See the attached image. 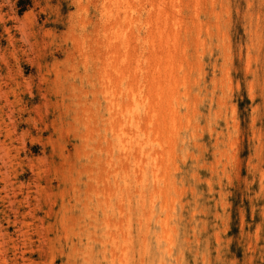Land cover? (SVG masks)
Here are the masks:
<instances>
[{
    "label": "rangeland",
    "instance_id": "rangeland-1",
    "mask_svg": "<svg viewBox=\"0 0 264 264\" xmlns=\"http://www.w3.org/2000/svg\"><path fill=\"white\" fill-rule=\"evenodd\" d=\"M174 1L0 0V264H264V0Z\"/></svg>",
    "mask_w": 264,
    "mask_h": 264
},
{
    "label": "bare ground",
    "instance_id": "bare-ground-1",
    "mask_svg": "<svg viewBox=\"0 0 264 264\" xmlns=\"http://www.w3.org/2000/svg\"><path fill=\"white\" fill-rule=\"evenodd\" d=\"M116 1H117V0H116ZM119 1H120V0H118V2H119ZM171 1H172V0H171ZM175 1H176V0H175ZM175 1H174V2H175ZM189 1H190V0H188V2H189ZM114 2H115V0H114ZM126 2H127V1H126ZM166 2H167V1H166ZM168 2H169V1H168ZM116 3H117V2H115L114 4H115V6L117 7L118 3H117V5H116ZM119 3H120V2H119ZM130 3H131V2H130ZM130 3H129V4H130ZM162 4H163V3H162ZM179 4H180V1H179ZM181 4H182V3H181ZM183 4H184V3H183ZM169 5H170V4H169ZM171 5H172V3H171ZM189 5H190V4H189ZM193 5H194V4H193ZM204 5H205V4H204ZM113 6H114V5H113ZM144 6H145V5H144ZM158 6H159V5H158ZM158 6H157V7H158ZM172 6L176 7L175 5H172ZM191 6H192V5H191ZM196 6H197V5H196ZM137 7H138V6H137ZM167 7H168V6H167ZM169 7H170V6H169ZM180 7H181V6H180ZM193 7H194V6H193ZM193 7H192V8H193ZM197 7H198V6H197ZM197 7H196V8H197ZM190 8H191V7H190ZM192 8H191V9H192ZM128 9H129V7H128ZM161 9H162V8H161ZM166 9H167V8H166ZM172 9H173V8H172ZM188 9H189V7H188ZM197 9H198V8H197ZM201 9H202V8H201ZM179 10H180V9H179ZM192 10H193V9H192ZM167 11H168V10H167ZM195 11H196V10H195ZM163 12H164V11L162 10V13H163ZM181 12H182V11H181ZM191 12H192V11H191ZM130 13H131V12H130ZM150 13H151V12H150ZM157 13H158V11H157ZM198 13H199V12H198ZM131 14H132V13H131ZM170 14H172V13H170ZM128 15H129V14H128ZM166 15H167V14H166ZM166 15H165V16H166ZM168 15H169V14H168ZM174 15H175V13H174ZM148 16H149V15H148ZM169 16H171V15H169ZM215 16H216V15H215ZM215 16H214V17H215ZM156 17H157V16H156ZM176 17H177V16H176ZM182 17H183V16H182ZM188 17H189V16H188ZM195 17H196V16H195ZM151 18H152V17H151ZM191 18H192V17H191ZM215 18H216V17H215ZM147 19H150V18L148 17ZM155 19H156V18H155ZM175 19H176V18H175ZM157 20H158V19H157ZM149 21H150V20H148V22H149ZM151 21H152V20H151ZM186 21H188V20H186ZM135 22H136V21H135ZM161 22H162V21H161ZM174 22H175V21H174ZM157 23H160V22H157ZM175 23H176V22H175ZM175 23H174V24H175ZM178 23H179V22H178ZM147 24H148V23H147ZM150 24H151V23H150ZM166 24H167V23H166ZM182 24H183V23H182ZM156 25H157V24H156ZM162 25H163V24H162ZM186 25H187V24H186ZM148 26H149V25H148ZM166 26H167V25H166ZM169 26H170V25H169ZM169 26H168V28H170ZM181 26H182V25H181ZM181 26H180V27H181ZM184 26H185V25H184ZM151 27H152V26H151ZM154 27H155V26H154ZM160 27H161V26H160ZM175 27H176V26H175ZM186 27H187V26H186ZM196 27H198V26H196ZM168 28H167V29L165 28V29L168 30ZM187 28H188V27H187ZM150 29H152V28H150ZM154 29H155V28H154ZM156 29H157V28H156ZM193 29H194V28H193ZM206 30H207V28H206ZM150 31H151V30H150ZM156 31H157V30H156ZM171 31H172V30H171ZM185 31H186V29H185ZM185 31H184V32H185ZM196 31H197V30H196ZM158 32H160V30H159ZM158 32H156V33L158 34ZM162 32H163V31H162ZM176 32H177V31H176ZM164 33H165V32H164ZM166 33H167V32H166ZM186 33H187V32H186ZM197 33H198V31H197ZM148 34H149V33H148ZM198 34H199V33H198ZM171 35H172V34H171ZM195 35H196V34H195ZM168 37H169V36H168ZM141 38H142V37H141ZM186 38H187V37H186ZM156 39H157V38H156ZM173 39H174V38H172V40H173ZM183 39H184V38H183ZM183 39H182V40H183ZM191 39H192V38H191ZM154 40H155V39H154ZM165 40H166V39H165ZM172 40H170V41L172 42ZM174 40H175V42H173V44H174V43L176 44V39H174ZM178 40H181V39H178ZM185 40H186V39H185ZM185 40H184V41H185ZM193 40H194V39H193ZM144 41H145V40H144ZM150 41H151V40H150ZM196 41H198V40H196ZM155 42H156V41H155ZM165 42H169V41H165ZM181 42H182V41H181ZM143 43H144V42H143ZM161 43H162V42H161ZM128 44H129V43H128ZM151 44H152V43H151ZM151 44H150V45H151ZM168 44H169V43H168ZM171 44H172V43H171ZM148 45H149V44H148ZM165 45H166V44H165ZM165 45H164V46H165ZM179 45H180V44H179ZM155 46H157V45H155ZM184 46H185V45H184ZM184 46H183V47H184ZM171 47H172V46H171ZM174 47H175V46H174ZM163 48H166V47H163ZM176 48H177V47H176ZM173 49H175V48H173ZM128 50H129V49H128ZM161 50H162V49H161ZM166 50H167V49H166ZM169 50H170V48H169ZM176 50H177V49H176ZM186 50H187V49H186ZM148 51H149V50H148ZM158 51H159V50H158ZM177 51H179V49H178ZM163 52H164V50H163ZM183 52H185V51H183ZM157 53H158V52H157ZM159 53H160V52H159ZM175 53H178V52H175ZM180 53H181V52H180ZM167 54H168V53H167ZM146 55H147V54H146ZM152 55H153V54H152ZM165 55H166V53H165ZM168 55H169V54H168ZM173 55H175V54H173ZM186 55H187V53H186ZM190 55H191V54H190ZM155 56H157V55H155ZM162 56H163V55H162ZM149 57H150V56H149ZM158 57H159V55H158ZM171 58H172V57H171ZM187 58H188V56H187ZM190 58H191V57H190ZM165 59H166V58H165ZM169 59H170V58H169ZM173 59H174V58H173ZM175 59H176V58H175ZM177 59H178V58H177ZM181 59H182V58H181ZM128 60H129V59H128ZM171 60H172V59H171ZM171 60H170V61H171ZM185 60H186V59H184V61H185ZM187 60H188V59H187ZM164 61H165V60H164ZM175 61H176V60H175ZM153 62H155V61H153ZM153 62H152V64H153ZM185 62H186V61H185ZM185 62H184V63H185ZM155 63H156V62H155ZM170 63H171V62H170ZM182 63H183V62H182ZM114 64H115V63H114ZM172 64H173V60H172ZM149 65H151V64H149ZM180 65H181V64H180ZM124 66H125V65H124ZM127 66H128V65H127ZM130 66H131V65H130ZM146 66H147V65H146ZM148 67H149V66H148ZM152 67H153V65H152ZM175 67H176V70H178V69H177V68H178L177 65H175ZM175 67H172V69L175 68ZM184 67H185V66H184ZM148 69H149V68H148ZM169 70L171 71V68H169ZM187 70H189V69H187ZM122 71H124V68H123ZM106 72H107V71H106ZM175 72H177V71L173 70V71L171 72V76H170L172 82L174 81L173 84H175V83L177 84V81L174 80V79H177V77H176V75H175V74H177V73H175ZM184 72H185V74L187 73V71H184ZM101 73H102V72H101ZM122 74H123V73H122ZM135 74H136V73H135ZM178 74H179V73H178ZM123 75H124V74H123ZM136 75H138V74H136ZM143 77H144V76H143ZM153 78H155V77L153 76ZM149 80H151V79H149ZM152 80H153V79H152ZM157 80H158V79H157ZM161 80H163V79H161ZM159 81H160V79H159ZM175 81H176V82H175ZM184 81H185V80H184ZM121 82H122V80H121ZM160 82H162V81H160ZM164 82H165V81H164ZM168 82H169V81H168ZM168 82H167V83H168ZM112 83H113V82H112ZM153 83H154V80H153ZM156 83H157V82H155V84H156ZM178 84H179V82H178ZM134 85H135V84H134ZM142 85H143V84H142ZM167 86H168V85H167ZM167 86H166V87H167ZM145 87H146V86H145ZM171 87H172V88H171ZM171 87H167V88L172 89L173 92L175 93L176 91H174V90H176V87H175V86H171ZM156 88H157V87H156ZM144 90H145V89H144ZM178 90H179V89H178ZM133 91H134V90H133ZM115 92H116V91H115ZM147 92H149V90H148ZM178 92H179V91H178ZM178 92H176V93H178ZM117 93H118V92H117ZM153 93H154V92H153ZM161 93H162V92H161ZM112 95H113V94H112ZM148 95H149V94H148ZM154 95H156V94H154ZM163 95H164V94H162V96H163ZM172 95H173V94H172ZM164 96H165V95H164ZM122 97H123V96H122ZM150 97H151V96H150ZM159 98H160V97H159ZM162 98H163V97H162ZM162 98H161V99H162ZM167 98H168V97H167ZM171 98H172V97H171ZM171 98L169 97L168 99H171ZM163 99H164V98H163ZM127 100H128V99H127ZM174 100H175V99H174ZM186 100H187V99H186ZM161 101H162V100H161ZM165 101L168 102L167 99H166ZM165 101H164V102H165ZM175 101H176V104H175V105H176V107H177V109H178L179 101H177V100H175ZM154 102H155V101H154ZM168 103H169V102H168ZM157 104H158V103H157ZM165 104H167V103H165ZM150 105H152V104H150ZM121 107H122V106H121ZM149 107H150V106H149ZM160 107H161V106H160ZM149 109H150V108H149ZM156 109H157V108H156ZM158 109H160V108H158ZM177 109H175V112H172V113H171V114H173V115H172L173 117H174V115L179 116V113L176 112ZM167 110H168V109H167ZM113 111H114V110H113ZM163 112H164V110H163ZM171 114H170V115H171ZM159 115H160V114H159ZM159 115H158V116H159ZM164 115H165V114H164ZM168 116H169V115H168ZM176 116H175V117H176ZM163 117H164V116H163ZM163 117L161 116L162 119H163ZM103 118H104V117H103ZM159 118H160V117H159ZM157 119H158V118H157ZM182 120H183V119H182ZM117 121H118V120H117ZM159 121H160V120H159ZM167 121H168V120H167ZM178 121H179V120H178ZM161 122H162V121H161ZM169 122H170V121H169ZM175 122H177V121H175ZM114 123H115V122H114ZM164 123H165V122H164ZM162 124H163V123H162ZM114 125H115V124H114ZM158 125H160V123H159ZM116 126H117V125H116ZM119 126H120V125H119ZM140 126H141V125H140ZM161 126H162V125H161ZM164 126H165V125H164ZM141 127H143V126H141ZM158 127H159V126H158ZM166 128H167V127H166ZM166 128H165V130H166ZM177 128H178V127H177ZM140 129H142V128H140ZM179 129H180V128H179ZM186 129H187V128H186ZM113 130H114V129H113ZM154 130H155V129H154ZM165 130H164V131H165ZM176 130H177V129H176ZM181 130H182V129H181ZM140 131H141V130H140ZM168 131H169V129H168ZM114 132H115V131H114ZM114 132H113V133H114ZM143 132H144V131H143ZM157 132H158V131H157ZM165 132H166V131H165ZM169 132H170V131H169ZM174 132H175V131H174ZM113 133H112V135H113ZM131 133H132V132H131ZM159 133H160V131H159ZM161 133H162V132H161ZM161 133H160V134H161ZM160 134H159V135H160ZM168 134H169V133H168ZM145 135H146V134H145ZM159 135H158V136H159ZM150 137H151V136H150ZM159 137L161 138L162 136H159ZM135 139H136V138H135ZM152 140H153V138H152ZM143 142H144V141H143ZM161 142H162V141H161ZM133 143H134V142H133ZM165 143H166V142H165ZM175 143H176V142H175ZM161 144H162V143H161ZM171 146H173V145H171ZM167 147H168V146H167ZM100 148H101V147H100ZM161 148H162V145H161ZM134 149H135V148H134ZM164 149H165V148H164ZM143 150H144V149H143ZM108 151H109V150H108ZM134 152H135V151H134ZM168 152H169V151H168ZM108 154H109V153H108ZM110 154H111V153H110ZM171 154H172V153H171ZM153 155H154V154H153ZM157 155H158V154H157ZM159 155H160V154H159ZM168 155H169V154H168ZM117 156H118V155H117ZM120 156H121V155H120ZM123 156H124V155H123ZM132 156H133V155H132ZM166 156H167V155H166ZM172 156H173V155H172ZM163 157H164V156H163ZM169 158H171V157H169ZM127 159H128V158H127ZM134 159H135V158H134ZM165 159H166V158H165ZM120 160H121V159H120ZM160 160H161V159H160ZM141 161H145V160L141 159ZM165 161H166V160H165ZM163 162H164V161H163ZM144 163H145V162H144ZM164 163H165V162H164ZM162 164H163V163H162ZM171 164H172V163H171ZM164 166H165V165H164ZM124 167H125V166H124ZM155 167H156V166H155ZM162 167H163V166H162ZM165 167H168V166H165ZM169 167H170V166H169ZM165 169H166V168H165ZM165 169H164V170H165ZM120 171H121V170H120ZM124 171H125V170H124ZM130 171H131V170H130ZM151 171H152V170H151ZM136 172H137V171H136ZM108 173H109V172H108ZM124 173H125V172H124ZM134 173H135V172H134ZM162 173H163V172H162ZM166 173H167V172H166ZM123 176H124V175H123ZM138 178H139V177H138ZM136 181H137V179H136ZM167 181H168V178H167ZM115 182H116V181H115ZM168 182H169V181H168ZM129 183H130V182H129ZM166 183H167V182H166ZM154 187H155V186H154ZM167 188H168V187H167ZM173 188H175V187H173ZM184 189H185V188H184ZM154 190H155V189H154ZM155 191H156V190H155ZM180 191H181V189H180ZM133 193H134V192H133ZM183 193H184V191H183ZM155 195H156V194H155ZM181 195H182V193H181ZM161 196H162V195H161ZM156 197H157V196H156ZM179 197H180V195H179ZM167 198H168V197H167ZM168 199H169V198H168ZM168 199H167V200H168ZM139 200H140V199H139ZM157 200H158V198H157ZM173 200H174V199H173ZM164 201H165V200H164ZM168 203H169V202H168ZM142 205H143V204H142ZM121 207H122V206H121ZM161 207H162V206H161ZM164 207H165V206H164ZM173 208H174V207H173ZM119 209H120V208H119ZM138 210H139V209H138ZM171 210H172V209H171ZM121 211H122V210H121ZM137 213H138V212H137ZM139 216H140V215H139ZM162 219H163V218H162ZM145 220H146V219H145ZM119 222H120V221H119ZM161 222H162V221H161ZM146 223H147V222H146ZM124 226H125V225H124ZM144 226H145V225H144ZM171 228H173V226H172ZM171 228H170V229H171ZM137 229H138V228H137ZM146 229H147V227H146ZM162 229H163V228H162ZM161 231H162V230H161ZM171 231H172V230H171ZM163 232H164V231H163ZM152 233H153V232H152ZM172 233H173V232H172ZM145 234H146V233H145ZM165 234H166V233H165ZM161 235H162V232H161ZM124 237H126V236H124ZM121 238H122V237H121ZM128 238H129V237H128ZM125 240H126V238H125ZM143 241H144V240H143ZM171 241H172V240H171ZM143 243H144V242H143ZM143 248H144V247H143ZM141 252H142V250H141ZM143 253H144V252H143ZM146 254H147V253H146ZM140 256H141V255H140Z\"/></svg>",
    "mask_w": 264,
    "mask_h": 264
}]
</instances>
